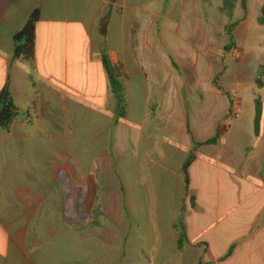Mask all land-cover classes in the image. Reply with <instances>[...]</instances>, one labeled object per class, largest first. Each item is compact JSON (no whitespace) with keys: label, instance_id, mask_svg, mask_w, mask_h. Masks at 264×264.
<instances>
[{"label":"crops","instance_id":"0c3cea01","mask_svg":"<svg viewBox=\"0 0 264 264\" xmlns=\"http://www.w3.org/2000/svg\"><path fill=\"white\" fill-rule=\"evenodd\" d=\"M263 10L264 0L235 9L240 59L220 77L223 91L214 84L207 99L189 101L182 69H153L152 31L214 33L215 0H0V94L9 89L21 114L0 128V264H264ZM35 11L31 65L15 58L14 37ZM105 54L123 85L124 118ZM207 76L216 79L213 66ZM217 130L218 143L197 152L187 192L193 137ZM57 163L79 173V195H67L72 182L57 179Z\"/></svg>","mask_w":264,"mask_h":264},{"label":"rangeland","instance_id":"374dc122","mask_svg":"<svg viewBox=\"0 0 264 264\" xmlns=\"http://www.w3.org/2000/svg\"><path fill=\"white\" fill-rule=\"evenodd\" d=\"M227 0H215L217 3V12L215 15V29L213 33V29L201 26L199 29H192V28H180L179 34L176 33V28L172 26L171 28L168 27L166 33H161L159 27L153 28L152 37H151V61L153 69L161 68L162 70H166L167 73H180V69L183 70V78H179L181 81L184 79L185 85V92L184 94L187 96L186 100H204L207 99L208 93V86H213L214 81L218 80L219 82L220 77L228 68L235 67V63L240 59L239 51H236V44L235 41H230L229 37L226 34V29L236 23L238 18V13L235 11L237 7L241 8V0H230L234 3V9H228L229 7L225 8V2ZM218 6H221V9H218ZM222 9H226L223 11ZM232 15L230 16V13ZM201 18H203V14L201 12ZM176 24V23H175ZM197 31L198 37L195 35L193 40L191 33ZM261 36V34H258ZM212 37L214 40L212 41ZM230 46L229 50H226V46ZM197 49L200 55L196 56L195 51L194 53L191 52L190 48ZM180 47V49H178ZM182 49V50H181ZM181 51L182 53H176ZM210 51H213L212 53ZM210 52V53H209ZM214 55V57L212 56ZM200 61H196L197 58ZM162 63V65H161ZM161 65V66H160ZM199 65L201 70V75L195 73L194 69ZM208 66H213L216 73V79L211 81L208 79L207 70ZM166 68V69H165ZM264 77V67H260ZM194 71V72H193ZM264 81V78H262ZM198 83L200 90L195 88ZM192 88V91H191ZM236 94L230 93V95L224 96L225 98H233ZM219 104L220 99H222L219 95L213 97ZM218 104V105H219ZM217 115L221 114L222 109L218 106L216 108ZM222 117V116H221ZM223 122V121H222ZM86 159V157H83ZM59 163H57V171L56 176L59 180H65L68 183L70 180L72 182V187L69 189L67 187V195L69 196H76L79 195V173L72 171L71 173L62 172L59 170L60 168ZM43 167L40 169L42 170ZM96 174V173H94ZM101 175V174H100ZM83 190V189H82ZM105 189L103 188V191ZM88 195L93 196L94 189H88ZM70 192V194H69ZM78 206V205H77ZM75 207V212H76ZM78 216L75 214V218L72 220L73 226L77 223Z\"/></svg>","mask_w":264,"mask_h":264},{"label":"trees","instance_id":"16d2710c","mask_svg":"<svg viewBox=\"0 0 264 264\" xmlns=\"http://www.w3.org/2000/svg\"><path fill=\"white\" fill-rule=\"evenodd\" d=\"M229 7L228 9H234V3H232L230 0H227L225 2V8ZM241 8L246 12L247 10V0H241ZM225 11L226 9H222ZM232 15V12L230 13V16ZM40 20V13L39 11H35L29 21L27 22L26 26L18 32L14 37L15 42V58L18 60H22L29 64H34L36 59V27ZM259 23L264 26V10L262 12V16L259 19ZM237 22L233 25H230L226 29V34L229 37V40L235 41L234 36V30L237 26ZM230 46H226V50H229ZM103 63L105 70L109 76L111 87L113 90V93L115 95V98L118 103V110H119V116L121 118H124L126 116L125 114V101H124V92H123V85L120 81V77L117 73V69L112 64L110 58L108 55H103ZM263 74H260L259 78L257 79V82L259 86H262L264 83L262 82ZM215 86L220 90L223 91V88L221 87L218 80H215L214 82ZM19 109L15 105L13 96L9 89H6L4 92L0 94V128H3L5 130H9L11 127V124L13 121L20 116ZM261 118V112L260 107L257 110V122L260 121ZM188 132L190 134L191 130L188 128ZM220 131L217 130V133L215 137L212 139L205 141V142H199L194 139L193 137V148L184 163L182 167V173L185 179V189L187 192H189V185H190V176H189V169L192 165V163L196 160L197 152L199 149L205 145H215L218 143L220 139ZM178 234H179V247L183 248L189 243L186 227L184 223L181 221L176 226Z\"/></svg>","mask_w":264,"mask_h":264}]
</instances>
